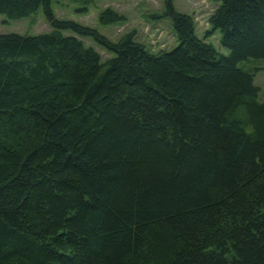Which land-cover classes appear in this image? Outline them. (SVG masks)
I'll use <instances>...</instances> for the list:
<instances>
[{"label": "trees", "instance_id": "trees-1", "mask_svg": "<svg viewBox=\"0 0 264 264\" xmlns=\"http://www.w3.org/2000/svg\"><path fill=\"white\" fill-rule=\"evenodd\" d=\"M215 1L226 55L171 0L156 54L0 0L50 26L0 34V264H264V97L237 67L264 59V0Z\"/></svg>", "mask_w": 264, "mask_h": 264}, {"label": "rangeland", "instance_id": "rangeland-1", "mask_svg": "<svg viewBox=\"0 0 264 264\" xmlns=\"http://www.w3.org/2000/svg\"><path fill=\"white\" fill-rule=\"evenodd\" d=\"M173 7L191 17L194 32L205 42L211 44L217 52L226 55L228 50L219 43L218 30H212L207 22L208 15L218 5L215 0H171ZM52 14L58 19H69L81 25L95 29L109 41H117L131 33L133 39L142 48L152 54L165 52L177 44V38L168 16H164L163 0H50ZM108 8L120 16L116 21L103 23L100 12ZM50 26L41 7L26 17L8 19L0 14V34L35 35L48 32ZM65 35H74L71 31H62ZM92 47L101 61L112 55L100 44L89 37H79ZM237 67L252 73L253 84L258 87V98L264 97V59L239 61Z\"/></svg>", "mask_w": 264, "mask_h": 264}]
</instances>
